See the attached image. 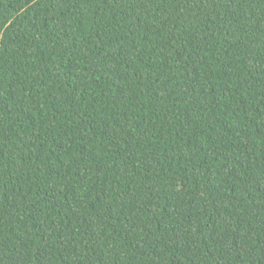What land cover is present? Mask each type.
Masks as SVG:
<instances>
[{
    "label": "trees",
    "instance_id": "trees-1",
    "mask_svg": "<svg viewBox=\"0 0 264 264\" xmlns=\"http://www.w3.org/2000/svg\"><path fill=\"white\" fill-rule=\"evenodd\" d=\"M0 264H264V0H0Z\"/></svg>",
    "mask_w": 264,
    "mask_h": 264
}]
</instances>
